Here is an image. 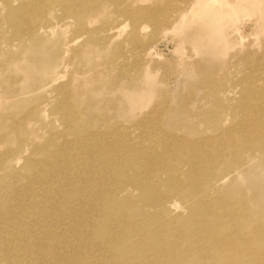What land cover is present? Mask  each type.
I'll use <instances>...</instances> for the list:
<instances>
[{
	"label": "bare ground",
	"instance_id": "6f19581e",
	"mask_svg": "<svg viewBox=\"0 0 264 264\" xmlns=\"http://www.w3.org/2000/svg\"><path fill=\"white\" fill-rule=\"evenodd\" d=\"M111 1L117 3L119 0ZM141 1L143 0L128 3L121 12L131 13V18L136 22L153 20L155 25L160 24V16L165 12L167 4L160 7L142 6ZM58 2L0 0V15L9 18L11 29L18 37L15 41H23L26 48H30V44L38 46L39 42H48L49 38L54 41L58 34L54 32L53 23L74 26L76 34L73 38L62 33L64 40H61V44L65 51H59L55 60L57 65L64 67L67 51L75 39L86 35L82 44L74 51L71 50L70 59L73 61H80L82 49L87 51L89 47L88 51L92 52L113 46L116 35L113 27L105 25L100 32L104 39L95 36V30L91 28L97 14L105 11L104 5L95 9L91 0ZM261 4L262 0H189L186 7L190 9L189 12L186 9L177 17L171 25V31L175 35L182 32L186 39L194 36H227L231 37V41H241L252 36L253 29L241 25L243 22L239 21L240 14L244 11L251 14ZM120 16L121 14L118 15ZM189 16L193 22L187 23ZM246 17L245 14L244 18ZM222 18H227V22L223 24ZM110 21L113 23L116 18L111 17ZM169 22H172L170 18L166 19L165 24ZM261 28L263 29L262 26ZM133 41L137 45L136 42L139 44L141 40L136 35ZM227 43L223 46H227ZM0 45V50L8 49L7 43ZM120 46L122 43L114 47L116 53L109 63L108 72L111 74L114 69L121 70L122 78L127 80L132 75L119 62L125 58ZM0 55H4V52ZM144 57H149V54L146 53ZM20 58L21 56L14 61L7 60L12 65L0 67V76L4 72L9 78L6 87L0 85V104L6 106L8 99L19 98L20 94L27 91L36 92L39 99L34 100L28 109L34 110L36 114L38 112L40 121H46L39 109V101L43 98L39 93L42 88L41 91L47 92V98L52 99L50 111L51 115L53 113L56 116L60 131L57 128L55 131L52 122H47L44 130L48 132V138L41 143L35 130L27 125H17V140L11 146L12 149L9 147L1 155L2 169V165L11 156L13 158L18 155L21 158L24 155L25 164L23 171L14 173L13 178H5V173V177L3 175L4 178L0 179V264H45L48 261V264H68L63 257L66 248L71 251L81 249L87 254V258L106 255L115 259H111L109 264H208L211 259H215L217 264H264V221L255 223L249 218L245 221L243 212L239 213L226 201L211 197L212 186L197 184L193 171L182 163L176 164V169L169 171L167 181L156 172L155 176L149 174L150 170L152 172V169L158 168L157 163L152 167L148 163L165 159V164L169 165L172 159L169 145L160 142L162 137L158 133L162 130L149 115L142 120V127L136 126V144L123 134L126 125L122 127L115 124L105 128L102 125L94 127L93 122H82L81 116L74 114L71 103L73 93L69 96L68 90L76 75H70L67 83L62 86L48 90L45 86L53 85L56 76L49 70H44V73L47 72L46 76L44 74L32 87L25 78L29 77L31 70H36L33 60L24 57L21 70H10ZM51 65L52 60L46 63V67ZM144 66L146 67L145 62L143 69ZM6 71H9L10 76ZM33 75H30L31 79ZM110 78V88L112 93H116V100L128 105L126 108H130L131 112L136 105L134 103L140 100L123 89L122 81L115 80L112 75ZM143 79L144 82H149L150 77L146 74ZM257 90L249 88L242 96L256 98L255 96L261 95L264 99V93ZM146 94L139 93L141 97ZM254 111L252 110L251 116H247L246 122L242 121L229 135L234 133L239 139L246 141V145L256 148L250 149L258 152L254 159L263 161L264 115L256 114L260 112L258 108H254ZM6 117L14 118L13 114ZM104 121L108 122L109 119L104 118ZM22 127L26 132L31 131L32 135L20 134ZM4 138L0 140L1 145ZM169 142L171 146L174 145ZM157 145H160V150H157ZM197 151L206 153L207 144L197 147ZM15 163L14 167L7 166L11 169V172L7 170L9 173L21 167L17 165L18 160ZM165 170L168 171V168ZM32 187L34 193L30 194L28 189ZM166 188L177 193L182 205L188 209L184 225L171 217L180 205L175 200L167 199L163 192ZM136 191L141 193L140 197L134 196ZM146 208H150L152 213L147 214ZM211 214H215V223L204 225L205 219L210 218ZM61 222H69L75 232L73 237L59 240L58 245L61 244V247L54 248L56 238L50 241L48 234L56 223ZM143 231L147 234L139 235ZM235 231L239 236V248L234 258L219 255V245L230 243ZM220 234L224 242L219 237ZM41 246L50 252L44 258H40L38 253ZM177 253L179 258L174 260L172 255ZM93 261L88 260L87 264Z\"/></svg>",
	"mask_w": 264,
	"mask_h": 264
},
{
	"label": "rangeland",
	"instance_id": "374dc122",
	"mask_svg": "<svg viewBox=\"0 0 264 264\" xmlns=\"http://www.w3.org/2000/svg\"><path fill=\"white\" fill-rule=\"evenodd\" d=\"M58 1L60 0H55V2ZM134 1L119 0L116 3L111 0H91L95 9L102 5L106 7L104 12L97 14L94 22V26L99 28L91 26L95 30L94 35L104 39L100 32L105 25H108L116 31L113 38L115 42L109 49L101 51L89 52V47L87 51L82 49L79 54L80 61H73L70 59L71 50L74 51L78 48L86 35L75 39L67 51L66 67L57 65L55 60L59 51H65L61 44V40H64L62 33L73 38L76 34L74 26L53 23L54 32L58 34L54 41L49 38L48 42H39L38 46L30 44V48H26L23 41L22 43L15 41L18 37L11 29L12 24L9 18L0 15V44L7 43L8 46V49L0 50L1 54L2 51L4 52V55H0V67L5 68L12 65L6 61L10 59L14 61L21 56L14 66L17 69L10 68L11 71L17 72L23 66L22 59L24 57L30 61L33 60L36 70H31L25 81L33 87L38 80L43 78L44 74L46 76L47 72L44 73V70H49L56 77L53 85L45 86L48 90L59 85L62 86L67 83L70 75H76L75 81L68 88L69 96L73 93L71 103L74 114L81 116L82 122H93L94 127L102 125L106 128L115 124L124 127L126 125L123 134L132 139L135 144L138 132L136 126L142 127V120L149 115L156 126L162 130V133H158V136L162 137L160 142L168 144L172 153L169 165L165 164V159L148 163L150 167L157 163L156 168H158L152 169V172L150 170L149 174L152 173L151 175L155 176L156 172L161 175L163 180L167 181L169 171L171 172L173 168L176 169V164L182 163L188 170L193 171L197 184L212 186L211 197L226 201L239 213L243 212L245 221L249 218L255 223L263 222L264 160L254 159L258 152H253L250 149L256 148L246 145L247 142L239 139L236 134H229L242 121L246 122L247 116H251L254 108L260 110L256 113L257 115H264V99L260 97L261 95L255 96L256 98L242 96L249 88L258 89L257 91L264 93V0L260 7L252 12L253 14L248 11L240 14L239 21L243 22L241 25L253 29V35L241 41H231V37L227 36L217 38L194 36L186 39L182 32L175 35L171 31V25L187 9L189 0L141 1L142 6L160 7L167 4L165 12L160 16L161 23L158 25H155L153 20L136 22L131 18V13L121 12L128 3L133 4ZM57 4L59 5L60 2ZM138 5L140 6L139 2ZM189 10L187 9L188 12ZM119 14H121L120 17H118ZM245 14L249 19L244 18ZM170 15L173 16L170 17ZM111 17H115L116 21L110 23ZM169 18L172 22L165 24L166 19ZM227 20V18H222V23L224 24ZM186 21L187 23L193 22L190 16ZM187 26L189 27V24ZM1 31L5 32L4 37ZM136 35L141 40L139 44L136 42L137 45L133 41ZM184 37L186 40L183 39ZM224 42H228L225 47L223 46ZM121 43L120 48L124 51L125 58L119 62L123 65V69H129L132 75L127 80L122 78L123 71L121 72V70L114 69L111 74L108 72L109 63L113 61L116 53L114 47H118V44ZM22 53L25 56L22 57ZM146 53L149 54V57H144ZM145 59L146 61H144ZM51 60L53 65L46 67V63ZM143 62L146 63L144 69ZM16 64L19 66L17 67ZM6 73L10 76L9 71ZM146 74L150 77L149 82H144L143 77ZM30 75H33V79ZM111 75L115 80L122 81L121 85L124 90L129 91L134 98L140 100L137 101L138 103H134L136 105L131 112H129L130 108H126L128 105L116 100V93H112ZM8 79V76L3 72L0 76V85L6 87ZM41 90L42 88L39 93L43 95V98L39 101V109L40 115L42 113L46 121H40L39 113L36 114L34 110L28 109L34 100L39 99L36 92H24L20 94L19 98L6 100V106L0 104V140L5 137L3 145L0 143V160L2 153L9 147L12 149L11 146L17 140L15 126L23 125L24 127L27 125L35 130L41 143H44L43 140L48 138V132L44 130L47 122H52L54 130L58 127L57 118L53 113L51 115L52 111H50L52 99L47 98V92ZM141 92L147 94L141 97L139 95ZM262 95L264 96V94ZM10 114H13L14 118L7 119L6 116ZM254 117L256 116L254 115ZM104 118H108L109 121L105 122ZM9 122L11 123L6 127ZM23 127L20 134L31 136V131L26 132ZM56 130L60 131L59 128ZM67 137L70 138V136ZM169 141L174 145L171 146ZM202 144H207L206 153L197 151V147ZM190 147L194 149L188 150ZM160 149V145H157V150ZM23 157L25 156L17 157L11 161L13 159L11 156L8 161H5L2 165L3 169L0 168V179L5 177V173L7 174L5 178L11 179L14 173L23 171L25 164ZM17 160L19 161L17 165H21V167L15 172L9 173L7 170L10 171L11 166L14 167ZM167 168L168 171L165 170ZM161 170L163 171L160 174ZM33 188L28 189L30 194L34 193ZM163 192L167 199L175 200L180 205L171 217L177 219L179 224L184 225L188 209L182 205L178 194L170 188L163 189ZM133 194L136 198L141 196L138 191ZM146 211L147 214L152 213L150 208H146ZM214 219L215 214H211L210 218L205 219L204 225L215 223ZM74 232L75 230L71 228L69 222L56 223L49 232L48 238L50 241L56 238L54 248H57L61 247V244L58 245L59 240L73 237ZM144 234L147 233L143 231L139 235ZM219 237L223 241L222 234ZM238 237L235 231L232 241L230 243L223 241L224 243L219 245L217 253L221 256H230L233 259L239 248ZM38 253H40V258L50 254L49 249L45 247L39 249ZM63 257L68 264H71L70 261L87 264L94 259L90 264L96 262L109 264L112 259L106 255L87 258V254L83 250L71 251L68 248L65 249ZM172 258L177 260L179 253L173 254ZM112 260L115 261V259ZM48 263L49 261L45 264ZM208 264H217V261L211 259Z\"/></svg>",
	"mask_w": 264,
	"mask_h": 264
}]
</instances>
